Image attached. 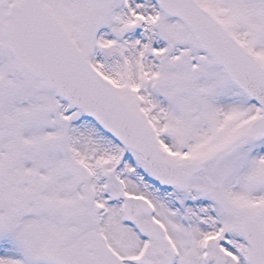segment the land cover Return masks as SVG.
<instances>
[{"label": "snow or ice", "instance_id": "6c2138e0", "mask_svg": "<svg viewBox=\"0 0 264 264\" xmlns=\"http://www.w3.org/2000/svg\"><path fill=\"white\" fill-rule=\"evenodd\" d=\"M0 264H264V0H0Z\"/></svg>", "mask_w": 264, "mask_h": 264}]
</instances>
